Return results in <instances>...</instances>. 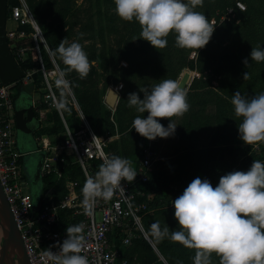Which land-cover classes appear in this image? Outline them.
<instances>
[{
	"label": "rangeland",
	"instance_id": "1",
	"mask_svg": "<svg viewBox=\"0 0 264 264\" xmlns=\"http://www.w3.org/2000/svg\"><path fill=\"white\" fill-rule=\"evenodd\" d=\"M8 3L27 8L38 24L41 59L46 71L51 72L45 77L37 69L35 52H29L31 81L24 77L21 82L34 84L31 100L39 118L35 133L37 144L62 143L64 123L70 128H83L84 117L102 138L109 157L120 155L134 165L143 136L132 128V121L137 115L147 113H139L129 104V93L136 92L143 98L141 90H150L164 79L178 80L184 70H189L190 78L184 87L188 92L189 110L180 116L157 117L165 126L169 119L177 124L174 135L161 138L157 147V173L172 176L185 168L188 161L193 165L207 152L242 145L238 127L243 117L235 114L231 98L237 90L249 97L264 91V61H255L249 56L251 48L264 46V0H204L203 6H197V11L205 12L209 22L215 23L210 40L197 49L199 57L195 49L178 47L174 32L168 34L166 47L155 48L141 37L138 21L124 20L117 15L114 0H8ZM233 4L236 7L232 8ZM227 6L231 7L230 11L217 20L216 16ZM23 29L25 33L30 31V28ZM29 40L25 36L21 43L25 45ZM62 40H76L84 47L91 68L83 79L75 70L68 71L56 53ZM245 57L249 60L247 64L243 63ZM61 72L67 81L65 84L57 83ZM111 87H117L118 91L114 106L104 100ZM11 88L16 96L17 88ZM50 90L56 97V105L48 96ZM18 96L26 98L27 94L20 90ZM16 134L20 136L18 130ZM253 146L257 148V144ZM22 162L26 177L32 182L35 158L24 156ZM199 164L201 167L194 178L203 175L213 187L221 175L236 170L231 160L203 159ZM64 173L47 184L46 189L49 187L54 198H59L68 191V183L73 182L77 193L84 198L83 176L71 170ZM169 180L167 204L144 216L139 236L127 247L128 264H195L198 247L167 235L159 238L153 227V222H158L161 228L169 227L170 232L180 227L173 215L172 201L184 188ZM34 187L29 185L32 192ZM210 264H223L222 257L211 253Z\"/></svg>",
	"mask_w": 264,
	"mask_h": 264
},
{
	"label": "clouds",
	"instance_id": "2",
	"mask_svg": "<svg viewBox=\"0 0 264 264\" xmlns=\"http://www.w3.org/2000/svg\"><path fill=\"white\" fill-rule=\"evenodd\" d=\"M115 11L124 20L139 22L142 36L155 48L167 46L168 34L174 32L178 47L197 49L205 46L214 31L205 12L197 11L204 0H114ZM243 7V5H241ZM67 70H75L81 79L87 76L91 65L79 41L62 40L56 49ZM249 56L264 61V46L251 48ZM248 58H243L247 64ZM64 73L57 80L65 84ZM245 75H247L245 73ZM128 95L129 104L139 113L132 121L140 135L148 139L174 135L177 124L169 119L167 126L157 117L180 116L190 108L187 89L175 79H164L150 90ZM231 103L234 112L243 119L239 136L247 144L264 141V91L249 97L235 91ZM137 172L126 157L106 156L96 174L89 175L83 186L84 203L91 209L97 197L110 199L114 191H124L121 180L133 181ZM174 217L180 226L169 231L153 222L156 235L196 246L200 249L195 264H210V254L217 253L223 264H264V161L253 160L245 170H232L219 177L213 187L207 178H193L173 201ZM83 225L66 228L67 236L61 246L62 254L49 250L56 264H89L80 254Z\"/></svg>",
	"mask_w": 264,
	"mask_h": 264
},
{
	"label": "built area",
	"instance_id": "3",
	"mask_svg": "<svg viewBox=\"0 0 264 264\" xmlns=\"http://www.w3.org/2000/svg\"><path fill=\"white\" fill-rule=\"evenodd\" d=\"M237 5L241 7L242 4L237 2ZM7 20L12 24L6 26V37L14 59L17 62L28 59L29 52L34 51L38 60L37 69L45 77L50 75L41 59L40 28L29 10L21 4L8 6ZM24 27L30 28V31L25 33ZM25 36L30 40L24 45L21 40ZM24 73V77L30 79L32 68H27ZM13 86L14 83L4 85L0 80V185L30 264H56L48 252L62 254L60 244L67 236L66 228L75 224L83 225L80 254L88 258L89 264H128L124 252L141 232L143 215L147 211L146 201L140 200L145 196L142 185L149 182L150 174L157 169V147L161 137H143L137 162L132 165L137 172L134 180L122 179L123 192L116 189L107 200L97 197L91 209L77 193L73 182L68 183V191L63 196L54 198L51 189H46L47 185L42 181L45 188L34 196L29 188V185L32 188V182L27 179L23 168L24 153L16 145ZM48 96L56 105L52 90ZM82 120L83 128H70L64 123L65 140L62 143L37 144L36 151L43 152L42 179L45 176H51V180L61 177L69 171L65 166L75 164L86 181L89 175L96 174L105 157H109L102 138L84 117Z\"/></svg>",
	"mask_w": 264,
	"mask_h": 264
},
{
	"label": "water",
	"instance_id": "4",
	"mask_svg": "<svg viewBox=\"0 0 264 264\" xmlns=\"http://www.w3.org/2000/svg\"><path fill=\"white\" fill-rule=\"evenodd\" d=\"M8 0H0V80L2 84L7 85L16 83L18 80L24 78V70L20 67L18 62L14 59L10 41L6 37V20ZM190 78V71L184 70L180 75L178 81L183 87L186 86ZM20 90H24L19 87ZM19 90V91H20ZM118 99L117 87H111L107 90L105 95V102L109 106H114ZM33 108L28 103H17L14 106V120L18 132L30 134L32 132L31 121L33 117ZM21 152L26 157L35 158V170L32 178V186L34 196L42 189V176L40 175V167L43 159V152L23 148ZM32 187V188H33ZM0 233L2 239L0 240V264H30L28 256L25 252L19 230L14 221L9 204L6 200L5 194L0 185ZM9 256L12 262L6 260Z\"/></svg>",
	"mask_w": 264,
	"mask_h": 264
},
{
	"label": "trees",
	"instance_id": "5",
	"mask_svg": "<svg viewBox=\"0 0 264 264\" xmlns=\"http://www.w3.org/2000/svg\"><path fill=\"white\" fill-rule=\"evenodd\" d=\"M9 6L15 5L8 3ZM232 8L236 7V4H233L231 6ZM231 7H225L223 8V12L216 16L217 20L220 16H222L223 13H226L227 10H229ZM209 19V18H208ZM52 39V37H50ZM51 44V40H50ZM52 46V44L50 45ZM203 50V48L201 49ZM199 51V53L201 52ZM199 57V54L197 55ZM30 56L28 59L18 61V64L23 70H26L28 67L32 65V62L30 61ZM30 61V62H29ZM33 83H27L24 84L21 82V79L18 80L16 83H14V86L17 88V94L20 88L24 90H32ZM15 98V96H14ZM77 128V127H75ZM242 145L236 146V147H222L219 152H207L203 155H201L195 164H191L190 161L187 162L185 168H183L181 171L174 173L172 176H169L168 174H165L164 172H161L160 174L157 173V171L150 174V180L148 183L142 185L145 196L141 197L140 200L146 201L147 208L146 213L150 210H153L158 207L165 206L168 201V189H169V178L171 179V182H176L179 184V188L183 189L187 186V184L194 178V174L197 169L201 167L199 162L203 159H209V160H221L224 162H227L228 160H231L234 162V167L236 170H247L253 160H262L264 161V141L256 142L253 144H247L244 141L241 142ZM257 144V148H255L253 145ZM65 169H68L69 171H73L75 173H80L81 171L79 167L75 164L67 165L64 167ZM207 169L205 168V172L207 173ZM204 172V174H205ZM204 177L203 175L201 176ZM43 182L47 185L51 181V176H45L43 177ZM45 186H42V189H44ZM146 213L143 215H146ZM135 240V239H134ZM133 240V241H134ZM126 251L124 252L125 256Z\"/></svg>",
	"mask_w": 264,
	"mask_h": 264
},
{
	"label": "crops",
	"instance_id": "6",
	"mask_svg": "<svg viewBox=\"0 0 264 264\" xmlns=\"http://www.w3.org/2000/svg\"><path fill=\"white\" fill-rule=\"evenodd\" d=\"M8 20L6 21V26H7ZM9 26H12V24L10 23ZM27 91V93H30V96L33 92H31L30 90H25V92ZM15 102L19 103H25L26 102V98L25 97H19L18 94L15 96L14 98V106H15ZM20 133V136H18L15 133V139H16V145L18 147V149L21 151L23 150V148H27L30 150H35L37 148V144L36 141L31 140V138L29 137V135L25 134V133ZM34 141V142H33ZM38 143V142H37ZM24 157V156H23Z\"/></svg>",
	"mask_w": 264,
	"mask_h": 264
},
{
	"label": "flooded vegetation",
	"instance_id": "7",
	"mask_svg": "<svg viewBox=\"0 0 264 264\" xmlns=\"http://www.w3.org/2000/svg\"><path fill=\"white\" fill-rule=\"evenodd\" d=\"M30 83H32V82H30ZM34 91V89L32 88V90H31V92H33ZM26 94H27V97H26V103H28L32 108H33V117H32V121H31V127H32V132L30 133V134H27V135H29V137L32 139V140H34V141H36V144H37V139H36V136H35V133H36V131H37V126H38V124H39V118H38V116H37V112H36V110H35V108H34V105H33V102H32V100H31V96H30V93H27V91H26ZM33 141V142H34ZM2 239V236H1V233H0V240ZM1 243V242H0ZM11 258L9 257V256H6V260H8L9 262H12V260H10ZM14 260V264H17L16 262H15V258L13 259Z\"/></svg>",
	"mask_w": 264,
	"mask_h": 264
}]
</instances>
